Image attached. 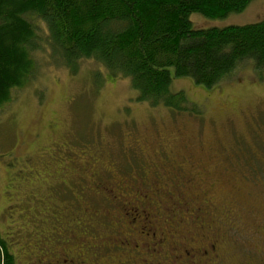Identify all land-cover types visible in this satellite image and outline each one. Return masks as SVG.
Segmentation results:
<instances>
[{
  "label": "rangeland",
  "instance_id": "obj_1",
  "mask_svg": "<svg viewBox=\"0 0 264 264\" xmlns=\"http://www.w3.org/2000/svg\"><path fill=\"white\" fill-rule=\"evenodd\" d=\"M189 17L195 28L255 23L264 19V0H251L242 11L224 17L208 18L196 12ZM38 49L34 77L0 107L1 235L6 230L2 197L14 192L7 182L6 162L27 155L47 162L52 171L75 157L83 162L98 156L103 166H117V182L123 186L155 190L164 184L157 181V175L164 177L167 171L154 167L163 168L166 161L165 154L157 150L160 143L166 145L169 157L171 152L184 164L187 176L194 173L191 182L184 179L179 184L182 197L205 191L220 206L238 199L260 213L264 199V66L256 68L254 62L243 60L212 87L196 84L191 77H173L171 90H182L198 111L171 112L164 106L136 101L129 80L110 76L98 62L80 61L72 74L51 64L47 52ZM188 161L195 162L194 166ZM199 163L202 166L196 168ZM47 179L35 184L47 197H73L80 189V180L73 174L63 181L50 175ZM240 216L248 217L246 212ZM11 249L16 253L15 247Z\"/></svg>",
  "mask_w": 264,
  "mask_h": 264
},
{
  "label": "flooded vegetation",
  "instance_id": "obj_2",
  "mask_svg": "<svg viewBox=\"0 0 264 264\" xmlns=\"http://www.w3.org/2000/svg\"><path fill=\"white\" fill-rule=\"evenodd\" d=\"M165 146L157 147L166 161L154 167L167 171L155 190L123 186L117 166H103L98 156L52 171L27 155L6 162L14 192L2 197L4 237L16 248V264H264V199L259 213L238 199L220 206L205 191L182 197L179 184L194 173L187 176ZM72 174L80 180L73 197H47L35 186Z\"/></svg>",
  "mask_w": 264,
  "mask_h": 264
},
{
  "label": "trees",
  "instance_id": "obj_3",
  "mask_svg": "<svg viewBox=\"0 0 264 264\" xmlns=\"http://www.w3.org/2000/svg\"><path fill=\"white\" fill-rule=\"evenodd\" d=\"M250 1L0 0V107L34 77L41 47L51 64L72 74L92 60L128 79L136 101L198 111L182 90H171L172 78L212 87L243 60L263 67L264 19L195 28L189 16L224 17ZM15 257L0 233V264H16Z\"/></svg>",
  "mask_w": 264,
  "mask_h": 264
}]
</instances>
